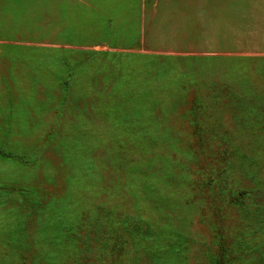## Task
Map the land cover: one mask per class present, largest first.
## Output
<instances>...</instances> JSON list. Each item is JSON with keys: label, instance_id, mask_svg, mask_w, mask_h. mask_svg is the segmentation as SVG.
Here are the masks:
<instances>
[{"label": "rangeland", "instance_id": "374dc122", "mask_svg": "<svg viewBox=\"0 0 264 264\" xmlns=\"http://www.w3.org/2000/svg\"><path fill=\"white\" fill-rule=\"evenodd\" d=\"M0 264H264V0H0Z\"/></svg>", "mask_w": 264, "mask_h": 264}]
</instances>
